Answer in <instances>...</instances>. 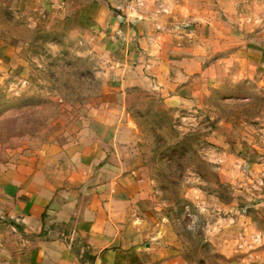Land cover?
<instances>
[{
  "label": "rangeland",
  "instance_id": "rangeland-1",
  "mask_svg": "<svg viewBox=\"0 0 264 264\" xmlns=\"http://www.w3.org/2000/svg\"><path fill=\"white\" fill-rule=\"evenodd\" d=\"M61 9L0 0V178H10L11 193H33L36 173L91 188L98 173L104 183L128 176L111 192L139 193L135 214L152 220L172 263L227 264L220 243L230 238L236 249L243 221L254 223L258 243L264 65L229 69L217 86L193 84L202 86L193 102L144 86L120 91L113 53L91 30L64 24ZM239 11L253 17L240 26H264V0ZM177 144L186 150L179 162L170 157Z\"/></svg>",
  "mask_w": 264,
  "mask_h": 264
},
{
  "label": "crops",
  "instance_id": "crops-1",
  "mask_svg": "<svg viewBox=\"0 0 264 264\" xmlns=\"http://www.w3.org/2000/svg\"><path fill=\"white\" fill-rule=\"evenodd\" d=\"M50 1L61 6L57 13L64 24L91 30L113 53L111 79L120 91L144 86L158 89L166 101L193 102L202 88L193 84L217 86L229 69L264 65V26L239 25V20L252 21L238 11L253 0ZM0 63L5 67L3 55ZM137 132L134 121V138ZM100 176L91 188L68 179L58 184L36 173L27 197L11 193L7 183L12 181L2 176L0 264H174L154 236L152 220L135 214L139 193L111 192L128 176L120 183L101 182ZM259 216L264 220V203ZM239 228L236 249L230 238L220 243L227 264H264V221L255 244L254 223L243 221Z\"/></svg>",
  "mask_w": 264,
  "mask_h": 264
},
{
  "label": "trees",
  "instance_id": "trees-1",
  "mask_svg": "<svg viewBox=\"0 0 264 264\" xmlns=\"http://www.w3.org/2000/svg\"><path fill=\"white\" fill-rule=\"evenodd\" d=\"M185 148L184 146H182L181 144H177L174 148H173V152L171 153L170 157L174 160H178V162L180 161V158L183 156L184 152H185ZM180 152V153H179ZM179 158V159H178Z\"/></svg>",
  "mask_w": 264,
  "mask_h": 264
},
{
  "label": "built area",
  "instance_id": "built-area-1",
  "mask_svg": "<svg viewBox=\"0 0 264 264\" xmlns=\"http://www.w3.org/2000/svg\"><path fill=\"white\" fill-rule=\"evenodd\" d=\"M139 3H142V0H138Z\"/></svg>",
  "mask_w": 264,
  "mask_h": 264
}]
</instances>
